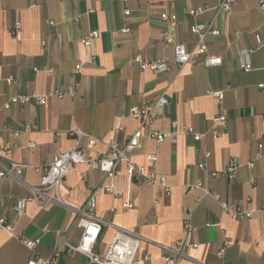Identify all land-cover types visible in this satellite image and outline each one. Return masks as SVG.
I'll use <instances>...</instances> for the list:
<instances>
[{
	"label": "crops",
	"instance_id": "0c3cea01",
	"mask_svg": "<svg viewBox=\"0 0 264 264\" xmlns=\"http://www.w3.org/2000/svg\"><path fill=\"white\" fill-rule=\"evenodd\" d=\"M219 1L0 0V140L15 148L5 162L26 166L24 184L39 187L41 175L35 167L49 165L75 148L72 131L126 144L140 125L131 110L166 95L169 103L158 110L157 122L144 132L142 148L130 157L149 167L148 157L156 155L157 172L172 187L170 196H157L152 184L131 181L126 166L110 179L87 163L79 164L63 181L66 206L41 208L27 201L19 217L17 202L30 198L31 191L8 177L0 184V215L16 223V235L39 244L31 251L0 229V264H28L35 258L51 259V264H86L84 255L70 256L59 242L80 239L82 230L75 225L72 208H82L102 184H112L114 193L96 194V215L112 224L102 229L100 255L108 251L117 226L144 238L134 264H165L164 247L185 239L184 224L190 221L195 229L192 240L199 246L189 249L180 264H264V90L259 88L264 82V50L258 49V39L264 40V10L257 0H236L227 13ZM126 9L131 11L128 18L123 15ZM192 11L199 13L193 16ZM163 12L177 16L174 25L163 21ZM17 24L21 28L14 34ZM194 25L220 34H207V51L196 62L179 67L174 46L197 47V36L190 31ZM127 26L131 31L123 33ZM168 30L174 44L164 41ZM93 31L99 37L84 45L81 40ZM138 54L149 61L168 59L169 70L142 69L134 62ZM208 57H221L222 64L207 66ZM246 63L252 65L250 71L243 69ZM210 90L223 91L224 100L219 103ZM56 91H65L64 96L52 97L44 106L35 100L12 103L16 97ZM221 113L228 127L216 137L214 119ZM174 123L176 134L158 144L152 131L171 133ZM186 128H193L200 139L184 133ZM87 142L84 138L79 146L85 148ZM107 152V146L98 143L88 154L100 158ZM233 159L240 163L236 179L211 175L225 170ZM198 181L212 194L191 190ZM213 194L253 211V216L234 220ZM128 201L133 208L125 206ZM226 240L233 245L220 257Z\"/></svg>",
	"mask_w": 264,
	"mask_h": 264
},
{
	"label": "built area",
	"instance_id": "2783aa9c",
	"mask_svg": "<svg viewBox=\"0 0 264 264\" xmlns=\"http://www.w3.org/2000/svg\"><path fill=\"white\" fill-rule=\"evenodd\" d=\"M46 1V0H43ZM74 1H86V0H74ZM98 2H103L105 0H96ZM219 8L224 12L231 13V10L236 2V0H220ZM259 8L264 10V0H257ZM199 12L192 11L191 15L196 16ZM125 18L131 15V11L126 9L123 12ZM163 21L169 22L174 25L177 21V16L174 14H169L163 12L161 14ZM79 18H77L78 20ZM21 25L17 24L14 34H17L20 30ZM131 29L127 26L122 32L129 33ZM192 34L197 36V47L193 50H188L185 45L176 44L174 62L179 67H183L191 62H196L198 57L207 51L205 45V37L207 34L213 36H219L220 32L212 30L209 31L202 25H194L191 30ZM164 41L166 44H174V37L172 33L168 30L165 31ZM99 37L98 31L91 32L88 36L83 38L81 42L90 46L95 39ZM258 49L264 50V40L258 39ZM47 44L43 42L45 47ZM252 52V51H251ZM134 62L138 64L142 69H151L154 71H167L169 70L170 63L168 59H160L156 61L144 60L140 54L134 57ZM221 57H208L206 61L207 66H219L222 64ZM243 69L250 71L252 65L250 63L243 64ZM77 70L81 69V65H78ZM13 82V79L10 80ZM259 88L264 90V82L259 84ZM65 91H56L53 93H48L45 95H28L23 97H16L12 99V103L29 104L32 100H35L40 105H46L48 100L52 97L62 98ZM67 93L74 94L73 90H67ZM209 95L215 97L219 103L224 100L225 93L223 91H209ZM169 103V99L166 95H162L156 100L152 105H147L143 107H135L131 110V117L139 122L138 130L128 139L126 144L120 145L118 142L113 140V142H102L96 138L88 136L84 131L76 130L72 131L70 135L75 138L76 146L69 152L61 153L57 155L52 163L46 166H37L35 171L41 175V185L39 187H29L22 181L21 177L24 173L26 166L18 163H6L5 160L13 154L15 148L9 143L0 140V184L4 179L8 177H13L23 183L25 186L30 188L31 196L28 199H21L16 205V214L21 217L24 214V209L27 201H34L41 206V208H46L51 205H61L66 206L65 202L62 201L61 189L63 181L66 178L70 168L79 164H89L93 170L100 171L110 179H113L118 170L122 166H126L127 174L129 179L133 181L134 179H140L146 181L156 188L157 196L161 194L169 195L172 192V187L167 182V178L163 175H159L157 172V162L158 157L156 155H150L148 157L150 166H141L134 163L131 159V155L140 148H142V138L144 132L150 129L158 120V110L164 108ZM9 107V106H7ZM214 122L218 124V128L214 131V136L218 137L221 135L222 130L228 127V118L225 114H220L214 119ZM173 131L171 133H164L160 131H152V136L155 141L160 144L166 139L171 138L176 134V123L173 124ZM26 131H29L27 128ZM186 134H192L196 140L200 139V134L196 133L193 128H186L184 130ZM18 135V132H15ZM264 137V130H263ZM88 138L87 146L85 148L80 147L79 143L84 139ZM98 143H102L107 146L108 152L101 156L100 158L90 157L88 151L93 149ZM31 150L35 149V144H29ZM262 147V145H260ZM240 163L237 159L231 160L225 170L222 172H213L211 175L213 177L223 176L228 180H234L237 177L238 170L240 168ZM199 168L206 169L205 164H200ZM202 188L206 194L210 195L212 192L207 188L203 182L198 181L190 186L191 190ZM100 190H105L110 193H114V186L101 185L94 192V194L88 199L87 203L82 208H72L74 214L76 215L75 225L77 228L82 230V235L76 243H70L66 239L59 244H64L67 247L68 254L70 256H76L78 254L84 255L87 258L86 264H134L135 260L140 253L141 244L144 238L135 231L127 230L124 228H119L114 226L115 235L109 246L108 251L105 255H100L97 252L98 242L100 241V236L104 226H111L109 222L98 217L95 213L97 202L96 194ZM156 196V197H157ZM214 198L220 203L221 208L224 213L230 215L234 220L243 221L247 218L253 216V211H245L240 207H234L228 202L221 199L218 194H213ZM125 206L128 208H133L134 205L131 202H126ZM16 223L9 220L8 218L0 215V229L7 232L12 237L20 240L29 250L34 251L39 241L29 240L23 236H18L15 234ZM185 239L176 242L174 247H164V260L165 264H180L182 260L188 258V250L191 248H198L199 244L193 242V235L195 229L190 221H185ZM233 245L231 240H226L224 242L223 248L218 252V255L222 257L227 248ZM54 256H59L56 251ZM28 264H51V259H36L31 260Z\"/></svg>",
	"mask_w": 264,
	"mask_h": 264
}]
</instances>
